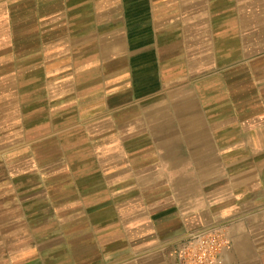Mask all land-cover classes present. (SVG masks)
Returning <instances> with one entry per match:
<instances>
[{"label": "crops", "instance_id": "0c3cea01", "mask_svg": "<svg viewBox=\"0 0 264 264\" xmlns=\"http://www.w3.org/2000/svg\"><path fill=\"white\" fill-rule=\"evenodd\" d=\"M216 229L264 264V0H0V264Z\"/></svg>", "mask_w": 264, "mask_h": 264}, {"label": "built area", "instance_id": "2783aa9c", "mask_svg": "<svg viewBox=\"0 0 264 264\" xmlns=\"http://www.w3.org/2000/svg\"><path fill=\"white\" fill-rule=\"evenodd\" d=\"M229 246L221 230L198 233L175 248V264H217Z\"/></svg>", "mask_w": 264, "mask_h": 264}, {"label": "rangeland", "instance_id": "374dc122", "mask_svg": "<svg viewBox=\"0 0 264 264\" xmlns=\"http://www.w3.org/2000/svg\"><path fill=\"white\" fill-rule=\"evenodd\" d=\"M37 150L33 149V153H35Z\"/></svg>", "mask_w": 264, "mask_h": 264}]
</instances>
